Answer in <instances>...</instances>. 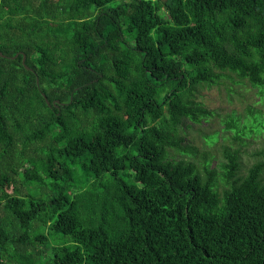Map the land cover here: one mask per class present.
Returning a JSON list of instances; mask_svg holds the SVG:
<instances>
[{"label":"trees","instance_id":"1","mask_svg":"<svg viewBox=\"0 0 264 264\" xmlns=\"http://www.w3.org/2000/svg\"><path fill=\"white\" fill-rule=\"evenodd\" d=\"M0 52V264H264V113L185 141L264 98V0H0Z\"/></svg>","mask_w":264,"mask_h":264},{"label":"rangeland","instance_id":"2","mask_svg":"<svg viewBox=\"0 0 264 264\" xmlns=\"http://www.w3.org/2000/svg\"><path fill=\"white\" fill-rule=\"evenodd\" d=\"M164 17L170 20V16L167 13L164 14ZM228 86H231L234 90L232 93L228 90ZM198 96H200L199 100L208 109L215 112V115L209 122L204 121L201 124H192L187 129L185 141L193 143L202 152L209 150L216 153L217 156L222 152L223 145L233 142L234 131L224 130V121L230 115L234 114L238 118L240 123L239 127L242 128L246 123V119L250 120L249 107L251 109H260L264 113V98L259 96L255 89H248L243 84L234 81L227 80L223 85H215L209 89H204ZM246 130L248 131H245V134H247L245 137L247 143L241 147L245 171L254 162L252 152L264 149V133L257 136L255 132L249 133V130ZM217 131L220 134L219 143L213 146L208 145L206 136L212 135ZM176 156L175 154L173 155V157Z\"/></svg>","mask_w":264,"mask_h":264},{"label":"water","instance_id":"3","mask_svg":"<svg viewBox=\"0 0 264 264\" xmlns=\"http://www.w3.org/2000/svg\"><path fill=\"white\" fill-rule=\"evenodd\" d=\"M0 55L1 56H6V55H4L2 52H0ZM18 56V54H16L14 57H17ZM26 58H27V56L24 54L23 55V62L25 63L26 62ZM28 67V66H27ZM29 68V67H28ZM48 103H50V102H48Z\"/></svg>","mask_w":264,"mask_h":264}]
</instances>
